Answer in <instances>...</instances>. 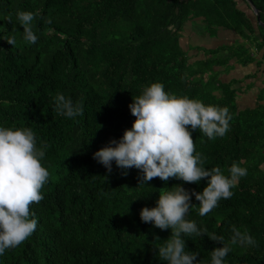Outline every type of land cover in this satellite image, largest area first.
<instances>
[{
  "label": "trees",
  "instance_id": "16d2710c",
  "mask_svg": "<svg viewBox=\"0 0 264 264\" xmlns=\"http://www.w3.org/2000/svg\"><path fill=\"white\" fill-rule=\"evenodd\" d=\"M252 3L262 24L237 0H0V127H30L49 172L43 199L30 206L36 230L0 255V264H166L158 248L171 232L142 222L140 210L156 206L161 188L201 192L207 181L154 178L138 185L137 169L113 162L108 173L93 159L131 128L132 97L154 82L169 94L228 107L232 120L224 137L209 140L199 129L191 135L207 169L219 167L227 176L235 162L247 175L205 216L192 196L197 206L186 219L225 242L231 226L247 230L256 245H231L225 264H264V104L239 108L234 80L222 81L214 68L232 58L251 64L262 51L257 65L264 81V0ZM18 11L34 14L35 44L23 41ZM196 19L203 32L228 29L237 39L190 55L179 38ZM12 36L14 46L6 42ZM57 93L82 101L83 115H58ZM184 238L201 264H210V251L222 246L206 235Z\"/></svg>",
  "mask_w": 264,
  "mask_h": 264
},
{
  "label": "clouds",
  "instance_id": "9594fccd",
  "mask_svg": "<svg viewBox=\"0 0 264 264\" xmlns=\"http://www.w3.org/2000/svg\"><path fill=\"white\" fill-rule=\"evenodd\" d=\"M16 15L23 29V41L35 44L38 37L33 32L34 14L18 11ZM6 42L14 46L16 37H9ZM128 108L135 117L131 128L125 129L119 140L113 139L93 153V159L108 173L115 162L122 170L137 169L138 185H147L154 178L162 181L175 178L190 184L207 181L201 192H190L180 185L161 188L156 206L140 210L142 222L171 232L158 248L159 259L166 264H201L197 253L186 251L184 237L193 235L198 238L206 235L222 245L210 251V264H225L231 245L255 246L256 241L247 230L231 226L232 235L225 242L223 236L208 233L206 228L186 219L189 209L197 206L191 203L192 196L199 202L198 214L205 216L221 199H230L239 179L247 175V169L235 162L228 168L227 176L219 167L207 169L206 158L196 152L191 135L199 129L209 140L224 137L232 120L228 107L205 105L187 96L169 94L162 83L154 82L142 86L141 94L132 97ZM54 110L60 116L75 118L83 115V103L57 93ZM44 156L45 151L37 147L30 127H0V255L24 243L36 230L38 222L31 218L30 206L43 199L41 189L49 177L41 163ZM126 174L122 171V175Z\"/></svg>",
  "mask_w": 264,
  "mask_h": 264
},
{
  "label": "crops",
  "instance_id": "0c3cea01",
  "mask_svg": "<svg viewBox=\"0 0 264 264\" xmlns=\"http://www.w3.org/2000/svg\"><path fill=\"white\" fill-rule=\"evenodd\" d=\"M237 5L245 10L247 8L248 12L253 11L251 5L247 7L243 0H237ZM203 25L198 19L188 21L184 25L183 34L180 36L179 41L184 50L189 49L190 55L197 53V47L215 49L223 45H231L237 39V35L232 30L222 28H218L215 34L210 35L203 32ZM261 54L262 51L256 55V60L248 65L240 64L236 59L232 58L226 65L214 67L218 70L219 78L222 81L229 82L234 80L233 86L238 89L236 101L241 109L264 104V94L259 98L260 93L264 90L263 74L261 67L257 65ZM202 55L203 53L201 52L200 57Z\"/></svg>",
  "mask_w": 264,
  "mask_h": 264
},
{
  "label": "water",
  "instance_id": "95a60500",
  "mask_svg": "<svg viewBox=\"0 0 264 264\" xmlns=\"http://www.w3.org/2000/svg\"><path fill=\"white\" fill-rule=\"evenodd\" d=\"M246 1H247V2L249 3V5H251V7L253 8V11L255 12V15H256V19H257V21H258L260 24H262L261 21H260V17H259L258 10H257V8H255L254 4L252 3V0H246Z\"/></svg>",
  "mask_w": 264,
  "mask_h": 264
},
{
  "label": "rangeland",
  "instance_id": "374dc122",
  "mask_svg": "<svg viewBox=\"0 0 264 264\" xmlns=\"http://www.w3.org/2000/svg\"><path fill=\"white\" fill-rule=\"evenodd\" d=\"M201 29H202V27H201ZM184 42H185V40H184ZM238 43V42H237ZM208 51V49H206V52ZM202 53H203V51H201ZM219 54H220V52H219ZM218 54V55H219ZM201 56V53H199V55H198V57H200ZM203 56V55H202Z\"/></svg>",
  "mask_w": 264,
  "mask_h": 264
}]
</instances>
